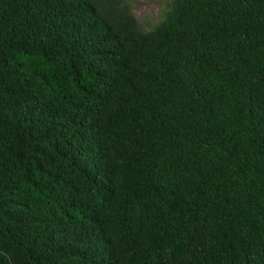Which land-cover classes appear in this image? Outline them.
<instances>
[{"label": "trees", "instance_id": "trees-1", "mask_svg": "<svg viewBox=\"0 0 264 264\" xmlns=\"http://www.w3.org/2000/svg\"><path fill=\"white\" fill-rule=\"evenodd\" d=\"M0 0V264H264V0Z\"/></svg>", "mask_w": 264, "mask_h": 264}, {"label": "rangeland", "instance_id": "rangeland-1", "mask_svg": "<svg viewBox=\"0 0 264 264\" xmlns=\"http://www.w3.org/2000/svg\"><path fill=\"white\" fill-rule=\"evenodd\" d=\"M133 14L147 30L153 29L170 8L172 0H131Z\"/></svg>", "mask_w": 264, "mask_h": 264}]
</instances>
